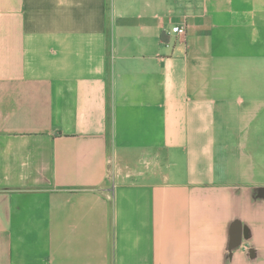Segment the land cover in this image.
<instances>
[{"label": "crops", "instance_id": "1", "mask_svg": "<svg viewBox=\"0 0 264 264\" xmlns=\"http://www.w3.org/2000/svg\"><path fill=\"white\" fill-rule=\"evenodd\" d=\"M0 264H264V0H0Z\"/></svg>", "mask_w": 264, "mask_h": 264}, {"label": "built area", "instance_id": "2", "mask_svg": "<svg viewBox=\"0 0 264 264\" xmlns=\"http://www.w3.org/2000/svg\"><path fill=\"white\" fill-rule=\"evenodd\" d=\"M171 33L175 35H182L185 33V26L184 25H175L170 30Z\"/></svg>", "mask_w": 264, "mask_h": 264}]
</instances>
